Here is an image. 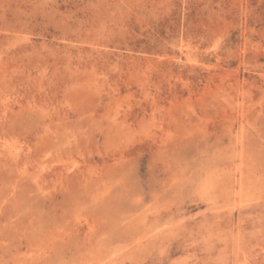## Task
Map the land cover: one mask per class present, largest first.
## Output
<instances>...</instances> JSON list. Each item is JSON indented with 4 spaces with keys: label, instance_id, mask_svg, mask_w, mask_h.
I'll return each mask as SVG.
<instances>
[{
    "label": "rangeland",
    "instance_id": "obj_1",
    "mask_svg": "<svg viewBox=\"0 0 264 264\" xmlns=\"http://www.w3.org/2000/svg\"><path fill=\"white\" fill-rule=\"evenodd\" d=\"M0 264H264V0H0Z\"/></svg>",
    "mask_w": 264,
    "mask_h": 264
}]
</instances>
